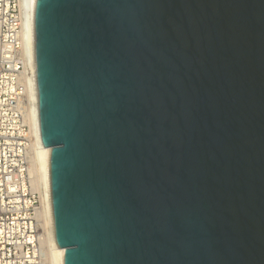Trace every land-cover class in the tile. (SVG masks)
Listing matches in <instances>:
<instances>
[{"label":"water","instance_id":"obj_1","mask_svg":"<svg viewBox=\"0 0 264 264\" xmlns=\"http://www.w3.org/2000/svg\"><path fill=\"white\" fill-rule=\"evenodd\" d=\"M35 38L64 264H264V0H36Z\"/></svg>","mask_w":264,"mask_h":264},{"label":"built area","instance_id":"obj_2","mask_svg":"<svg viewBox=\"0 0 264 264\" xmlns=\"http://www.w3.org/2000/svg\"><path fill=\"white\" fill-rule=\"evenodd\" d=\"M25 2L0 0V264H49L38 221L41 185L30 174L36 135Z\"/></svg>","mask_w":264,"mask_h":264},{"label":"bare ground","instance_id":"obj_3","mask_svg":"<svg viewBox=\"0 0 264 264\" xmlns=\"http://www.w3.org/2000/svg\"><path fill=\"white\" fill-rule=\"evenodd\" d=\"M29 3V4H28ZM32 12L28 17L26 40L30 44L29 78L31 84V113L35 124L33 154L30 174L34 177V183L41 185V210L39 213V229L41 232L42 249L49 264H64L65 250L60 248L55 230L54 211L50 182V156L51 149L41 147L39 133V92L36 72V38H35V8L36 0H28Z\"/></svg>","mask_w":264,"mask_h":264}]
</instances>
